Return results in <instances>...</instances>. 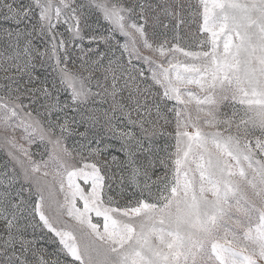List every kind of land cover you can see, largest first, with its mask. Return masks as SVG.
I'll return each mask as SVG.
<instances>
[{"label": "snow or ice", "instance_id": "6c2138e0", "mask_svg": "<svg viewBox=\"0 0 264 264\" xmlns=\"http://www.w3.org/2000/svg\"><path fill=\"white\" fill-rule=\"evenodd\" d=\"M0 264H264V0H0Z\"/></svg>", "mask_w": 264, "mask_h": 264}, {"label": "rangeland", "instance_id": "374dc122", "mask_svg": "<svg viewBox=\"0 0 264 264\" xmlns=\"http://www.w3.org/2000/svg\"><path fill=\"white\" fill-rule=\"evenodd\" d=\"M192 30L195 31L194 28H193ZM184 31H186V29H184V30H182V31L180 32V36H184ZM180 43H181L182 45H190V44L193 43V41L190 40V39L185 38V39H182V40L180 41Z\"/></svg>", "mask_w": 264, "mask_h": 264}]
</instances>
